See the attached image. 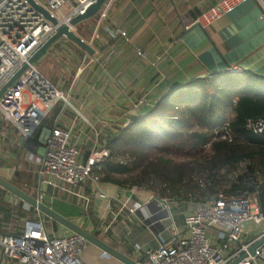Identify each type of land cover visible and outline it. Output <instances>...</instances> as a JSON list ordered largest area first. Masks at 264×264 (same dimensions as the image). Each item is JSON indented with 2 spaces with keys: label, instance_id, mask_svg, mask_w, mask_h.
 <instances>
[{
  "label": "crops",
  "instance_id": "obj_1",
  "mask_svg": "<svg viewBox=\"0 0 264 264\" xmlns=\"http://www.w3.org/2000/svg\"><path fill=\"white\" fill-rule=\"evenodd\" d=\"M75 3L72 0L61 6L58 17L66 16ZM74 29L94 48L93 55L65 37L42 54L51 56L70 73L60 82L49 78L65 90L71 103L66 108L57 104L53 115L60 114L62 125H73L82 158L96 139L106 147V132L145 113L176 83L226 70L246 69L264 75V0H106L94 16L80 21ZM118 29L124 34L115 32ZM138 48L144 53L138 54ZM42 126L32 137V150L13 126L0 120V167L9 170V176L4 177L13 182L15 172L24 175L19 184L13 183L27 192L26 185H35L34 195L42 190L45 203L128 256L134 255V249L127 246L129 239L152 244L155 233L140 231L136 238L135 230H131L133 213L123 214L120 206V202L128 204L131 199L145 201L151 196L149 190L101 180L95 171L76 186L74 193L39 185L37 158L44 148L37 140ZM9 197L10 192L0 186V231L22 224L23 214L9 204ZM51 220L49 232L71 231ZM177 221H182V215ZM115 225L127 229L123 237H115ZM262 229L264 221L246 224L249 234ZM100 251L89 242L83 258L89 264H117Z\"/></svg>",
  "mask_w": 264,
  "mask_h": 264
},
{
  "label": "built area",
  "instance_id": "obj_2",
  "mask_svg": "<svg viewBox=\"0 0 264 264\" xmlns=\"http://www.w3.org/2000/svg\"><path fill=\"white\" fill-rule=\"evenodd\" d=\"M70 1L41 3L57 15V10ZM75 1L70 15L82 11L93 0ZM55 29L27 0H0V87ZM115 32L124 34L122 29ZM137 53L144 51L138 48ZM59 103L63 108L71 105L65 90L57 87L35 62L29 63L0 94V120L13 126L24 142L51 120L43 154L37 158L36 176L41 187L52 186L55 190L74 193L81 181L91 177L96 164L110 155V150L100 146L96 139L88 155L82 158L72 133L73 125H62L60 114L53 115ZM247 126L261 132L264 119L248 120ZM222 128L218 136L230 140V131L225 126ZM127 159V156L117 158L120 162ZM135 188L142 187L136 185ZM37 196L42 200V190ZM150 198L158 201L162 208L168 202L164 197L151 195ZM8 202L23 214L22 224L20 228L9 225L0 231V264H89L83 258L89 242L82 234L51 233L43 215L30 204L11 192ZM142 203L131 199L128 204L122 203L121 209L125 207L132 213ZM169 217V223L153 236V244L135 247L130 257L136 264H228L244 252L246 254L235 264H262L264 261V244L258 245L254 252L249 251L264 235V229L255 234L246 232L249 221H264V212L254 195H228L219 189L212 198L200 200L191 210L183 212L181 222L167 213L165 218ZM100 253L108 254L103 250ZM115 260L117 264H126Z\"/></svg>",
  "mask_w": 264,
  "mask_h": 264
},
{
  "label": "trees",
  "instance_id": "obj_3",
  "mask_svg": "<svg viewBox=\"0 0 264 264\" xmlns=\"http://www.w3.org/2000/svg\"><path fill=\"white\" fill-rule=\"evenodd\" d=\"M258 118L264 119V75L245 69L194 77L106 132L110 155L93 171L101 180L138 185L160 198L170 192L207 200L219 189L251 194L264 212V130L247 126ZM223 126L230 140L218 136ZM119 156L128 159L120 162ZM23 177L15 172L13 182Z\"/></svg>",
  "mask_w": 264,
  "mask_h": 264
},
{
  "label": "water",
  "instance_id": "obj_4",
  "mask_svg": "<svg viewBox=\"0 0 264 264\" xmlns=\"http://www.w3.org/2000/svg\"><path fill=\"white\" fill-rule=\"evenodd\" d=\"M33 8H35L38 12H40L46 19H48L55 27V31L29 56L27 61H25L12 75L11 77L0 87V94L3 90L17 77L19 76L28 66L29 63H33L37 60L40 54L44 53L52 43L58 40L60 37H65L70 41L74 42L78 45L82 50H84L88 55L94 54V48L83 38L81 37L74 29V26L80 21L94 16L101 8L103 3L106 0H93L89 4H87L82 11L76 12L73 15H66V17H58L51 13L40 1L38 0H27ZM70 15V16H69ZM69 17V18H68ZM67 18V19H66ZM50 132V127L47 125L42 126L39 134V139L37 140V144H41L44 148V143L47 135ZM32 139H28L26 142V147L30 149H34L31 146ZM40 155L43 154V151L38 152ZM0 186L17 197L21 198L32 207H34L41 214L46 215L58 222L59 224L65 226L67 229L82 234L88 242L94 244L101 250L107 252L115 259L124 262L126 264H136L135 261L128 256L126 253L118 249L117 247L111 245L106 242L102 238L95 235L90 230L85 227L79 225L73 219L67 217L62 214L49 204L42 201L37 195H32L20 186L13 183L11 180L7 179L3 175L0 174ZM161 199V198H160ZM264 244V235H262L256 242H254L250 248V252H254L255 248ZM246 253H242L236 256L233 260H231L228 264H235L238 262Z\"/></svg>",
  "mask_w": 264,
  "mask_h": 264
},
{
  "label": "rangeland",
  "instance_id": "obj_5",
  "mask_svg": "<svg viewBox=\"0 0 264 264\" xmlns=\"http://www.w3.org/2000/svg\"><path fill=\"white\" fill-rule=\"evenodd\" d=\"M36 63H37L36 65L38 67L44 69L47 72L49 77L47 75L46 76L48 78H52V80H54L56 82H60L62 80V78H64L65 76L67 77L70 74V73H68V71L64 70V68L61 65L55 64L54 59L51 56H49L48 54H42V56H40L36 60ZM153 151H155V150H153ZM8 171L9 170H7L3 167H0V174L1 175H3V176L8 175L9 174ZM32 179L33 178H31V180ZM26 188H27V190H29V192H31V194H33V195L36 194L35 185H33L32 188H30L29 186L26 185ZM144 192H146V191H144ZM149 193H150V195L156 196L152 191H149ZM163 197L168 200L165 208H162V206L158 205V201L156 202L155 200H153L152 198L149 197V198H146L145 201H143L142 206L140 208H138L134 212H132L135 222H132L131 230L134 229L137 232V233L135 231L133 232V235L136 238H138L140 231H145L146 233H149V232L157 233L158 231L163 229L165 224L169 223V221H170V217L165 218L167 213H171V217L177 221L181 218V215L183 212L191 210L197 204V202H199V201H195L193 199L190 200V199L181 198L180 194H177V193L173 194L170 192L164 194ZM121 205L122 204L120 202V206ZM122 212H123V214L130 213L128 211V209H126L125 207H123ZM128 219L129 218L125 215L124 221L127 222ZM110 220H111L110 218L106 217V221H110ZM51 221H52L51 219L44 218V222H45L46 226L50 229H51V225H52ZM113 224H114V222H113ZM121 226L122 225H120V226L115 225V229H116L115 235H117V236H115L116 238L123 237L125 235L124 231H126L127 229L125 227L123 228ZM142 233H144V232H142ZM144 234H142V235L144 236ZM106 242H107V239H106ZM150 243L153 244V240L150 241ZM137 245H139V244L134 240L131 241L129 239L127 242V246L128 247L131 246L134 250H135V247ZM120 250L123 251V249H120ZM106 257L110 258L112 256H109L108 254H106Z\"/></svg>",
  "mask_w": 264,
  "mask_h": 264
}]
</instances>
